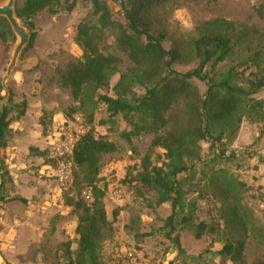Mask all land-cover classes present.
<instances>
[{
	"label": "trees",
	"instance_id": "obj_1",
	"mask_svg": "<svg viewBox=\"0 0 264 264\" xmlns=\"http://www.w3.org/2000/svg\"><path fill=\"white\" fill-rule=\"evenodd\" d=\"M78 1L91 7L96 20L77 26L75 43L82 56L57 70V83L70 91L76 103L72 114L78 115L86 127L72 162L82 170L84 185L91 196L89 202L80 196L68 201L79 213L75 229L77 251L72 256L66 247L68 264H106L102 251L112 235V222L105 211V192L97 181L102 157L118 149L115 144L96 138L91 128L101 105L108 121L120 118L127 123L129 131L123 132L122 138L128 145L132 139L152 137L146 153L134 165L135 174L129 183L134 184L140 196L143 190L153 193L152 206L170 204L171 215L165 220V228L169 230L166 236L178 256L187 258L178 237H171L181 227L192 232L197 240L206 234H220L223 246L214 256L221 261L264 264V261L248 263L245 258L248 239L264 247V226L244 201V183L227 169L214 167L219 159L236 158L234 153L226 157L227 145L235 141L243 120L256 118L264 108V101L252 99L264 89V30L213 18L197 26L183 50L180 46L166 50L163 43L167 33L157 15L173 0H25L16 7L17 17L30 33V43L22 55L34 46L33 19L39 13L47 11L53 16L71 13ZM110 2L118 4L123 23L114 18ZM254 13L264 24V0L254 8ZM109 35L115 49L130 62L123 73L119 72L121 58L103 53L101 45ZM9 40L14 41L12 31L7 21L0 18V41L5 45ZM194 61L198 62L197 67L185 73L174 68ZM225 62L231 63L230 67L217 75V66ZM116 75L118 79L111 85ZM194 81L204 83V93ZM102 91H110L111 95ZM8 104L10 99L0 111V152L10 136L8 116L12 109ZM23 115L24 111H20L16 119ZM204 142L210 145L211 158L203 164L209 171L203 173L206 183L200 196H210L220 203L221 224L216 220L197 222L196 202L187 199L188 183L193 180L194 165L201 163ZM157 150L162 154H157ZM5 174L0 159V205L4 200ZM117 216L118 211L113 212L114 220Z\"/></svg>",
	"mask_w": 264,
	"mask_h": 264
},
{
	"label": "rangeland",
	"instance_id": "obj_2",
	"mask_svg": "<svg viewBox=\"0 0 264 264\" xmlns=\"http://www.w3.org/2000/svg\"><path fill=\"white\" fill-rule=\"evenodd\" d=\"M3 1L0 0V3ZM24 1L17 0L18 6ZM260 1L173 0L157 15L162 29L167 33L163 47L169 50L173 46H180L183 50L188 37L194 34L197 26L213 18L264 30V24L254 13V8ZM109 6L114 18L123 23L118 4L110 2ZM95 20L91 7L80 1L71 13L61 12L55 16L47 11L39 13L33 19L36 32L34 46L20 57L7 83L11 93V104H8L12 109L8 116L10 127H15L18 113L26 109V99L36 103L31 111L32 116L40 110L41 115L37 117L35 124L29 122L24 123L23 128L20 126L31 136H39L37 139L22 141L16 137L19 130L15 128V134L11 130L6 147L1 150V156L5 158L7 147L17 149L22 161L19 168H14L18 186L6 182L4 200L0 205V264H68L66 247L72 256L77 251L78 236L75 229L79 213L68 205V201L77 196L83 197V193L88 190L83 182L82 170L74 166L72 161V186L67 190L57 187L54 178L55 162L50 150L65 123L73 122L75 117H79L72 114L76 103L70 91L57 83V70H62L68 62L81 58L82 50L75 43L76 28L80 23ZM14 44L15 39L9 40L5 45L0 41V82ZM101 47L104 54H115L121 58L120 73L130 67V62L115 49L110 35ZM197 65L198 62L194 61L187 65H175L174 68L185 73L195 69ZM230 65L229 62L219 64L216 74L224 73ZM117 79L118 75L113 78L111 85ZM194 83L201 93L205 92L204 83ZM101 93L111 95L110 91ZM0 97H6L1 86ZM252 99L264 101V89ZM80 120L84 123L81 118ZM91 128L94 129L96 138L107 140L118 149L117 152L102 157L97 181V186L105 192V211L108 220L112 222V235L104 243L102 251L106 264L121 262L129 252L136 253L140 264H230L214 256L223 246L220 234H206L197 240L192 232L181 227H177L171 237H178L181 248L190 258L181 259L177 256L176 247L166 236L169 230L165 228V220L171 215L170 204L152 206L150 203L154 201L155 195L143 190L140 196L134 184L129 183L131 175L135 174L133 167L146 153L151 136L132 139L131 145H128L122 138V133L129 131L127 123L120 118L108 121L102 105ZM47 137H51L52 142L46 140L44 143ZM209 146L207 142L201 145V163L194 165L195 174L188 183L190 191L187 199L196 202L197 222L210 223L216 220L221 224L220 203L210 196H200L206 183L203 173L209 171L203 166L211 158ZM132 149L136 152H132ZM225 152L226 157L234 153L236 158L230 161L219 159L214 167L227 169L244 183V201L264 226V108L256 118L243 120L235 141L227 145ZM156 153L162 154V151L157 150ZM115 211H118V216L114 220ZM201 255L206 256L207 260H192ZM245 258L248 263L264 261V247L252 238L248 239Z\"/></svg>",
	"mask_w": 264,
	"mask_h": 264
},
{
	"label": "built area",
	"instance_id": "obj_3",
	"mask_svg": "<svg viewBox=\"0 0 264 264\" xmlns=\"http://www.w3.org/2000/svg\"><path fill=\"white\" fill-rule=\"evenodd\" d=\"M58 139L51 149V158L55 162L54 178L60 190H67L73 184L71 161L80 138L85 134L86 127L79 117H75L73 122L65 123L60 129ZM90 191L83 193V199L90 201ZM120 264H140L135 252H129Z\"/></svg>",
	"mask_w": 264,
	"mask_h": 264
},
{
	"label": "water",
	"instance_id": "obj_4",
	"mask_svg": "<svg viewBox=\"0 0 264 264\" xmlns=\"http://www.w3.org/2000/svg\"><path fill=\"white\" fill-rule=\"evenodd\" d=\"M16 7L17 0H4L0 3V18L7 21L15 39L14 48L10 55L4 76L0 82V86L6 93V97L0 101L1 112H3V107L6 105L10 97V91L7 83L11 78L21 55L30 43V33L23 25L22 21L17 17Z\"/></svg>",
	"mask_w": 264,
	"mask_h": 264
},
{
	"label": "crops",
	"instance_id": "obj_5",
	"mask_svg": "<svg viewBox=\"0 0 264 264\" xmlns=\"http://www.w3.org/2000/svg\"><path fill=\"white\" fill-rule=\"evenodd\" d=\"M18 64V63H17ZM17 66V65H16ZM16 69V68H15ZM15 71V70H14ZM21 76V74H20ZM14 78V77H13ZM16 78V77H15ZM11 94V93H10ZM40 102V101H39ZM41 103V102H40ZM25 104V103H23ZM34 104H36L34 101H31L30 99H26V109L24 110V115L18 119V122L15 123V127H9L10 128V132L11 130H14V134L16 132L17 129L15 128H18L19 130V133L16 134V137L17 138H20L22 141L23 140H30V138H33V139H37L39 136L35 135V136H31L30 134L26 133L22 128H23V124L24 123H31V124H35L36 123V119L37 117H39L41 115V110L38 112V114H35V116L33 117L32 116V109L33 107L35 106ZM25 106V105H24ZM22 128H21V127ZM59 126V125H58ZM20 132H24V133H20ZM26 133V134H25ZM51 135V134H50ZM57 135V133H55V136ZM58 138V137H57ZM48 141L49 143L52 142L51 140V137H47V139L44 140V143L45 141ZM56 141V140H55ZM55 141L52 142V144L54 145L55 144ZM43 143V144H44ZM50 145V144H49ZM48 146V145H47ZM6 147V146H5ZM51 151V150H50ZM18 150L15 148H9L7 147V150H6V157L3 158V156H1V152H0V159L2 161V164H3V167H4V172L6 173L5 176H4V187H3V192L6 191L5 189V184L6 182L9 183L11 182L14 186H18V179L16 177H18L15 172H14V168H19L20 167V164H21V156L18 154ZM0 183H1V180H0ZM183 249V248H182ZM184 250V249H183ZM184 254L187 256V253L185 252V250L183 251ZM177 256H178V253H176ZM180 257V256H179ZM181 259H183L182 257H180ZM188 258V257H187ZM190 258V257H189ZM194 261H200V260H207L206 256H198L197 259H192Z\"/></svg>",
	"mask_w": 264,
	"mask_h": 264
}]
</instances>
